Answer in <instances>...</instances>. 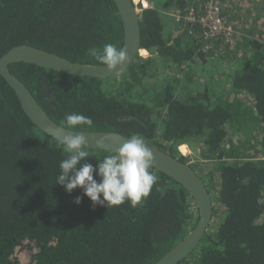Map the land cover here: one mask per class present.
I'll use <instances>...</instances> for the list:
<instances>
[{
    "label": "trees",
    "instance_id": "1",
    "mask_svg": "<svg viewBox=\"0 0 264 264\" xmlns=\"http://www.w3.org/2000/svg\"><path fill=\"white\" fill-rule=\"evenodd\" d=\"M225 1L220 5L236 28L229 47L235 67L224 83L192 93L178 95L167 85L156 100L167 107L164 143L155 140L153 109L144 100H129L130 91L142 86L141 77L152 75L151 60L140 54L128 67L131 79L123 92H109L117 75L77 77L26 63L10 66L64 128L66 115L83 114L92 118L91 127L67 129L138 134L187 163L191 155H181L177 147L203 137L200 160L205 165L191 166L209 189L214 215L200 245L180 264H264V13L262 23L248 21L239 28ZM178 4L187 8L185 0ZM141 19V53L155 50L167 68L184 72L195 57L226 56L228 47L221 40L217 51L205 48L199 25L196 37L171 40L158 8H144ZM107 43L118 48L124 43L113 0H0V59L16 46L29 45L74 62L103 65L87 53ZM87 151L94 165L110 155ZM66 156L60 141L24 113L0 73V264H156L196 227L194 199L153 168L158 182L135 206L127 201L94 206L79 187L69 194L56 184Z\"/></svg>",
    "mask_w": 264,
    "mask_h": 264
},
{
    "label": "water",
    "instance_id": "2",
    "mask_svg": "<svg viewBox=\"0 0 264 264\" xmlns=\"http://www.w3.org/2000/svg\"><path fill=\"white\" fill-rule=\"evenodd\" d=\"M113 1L123 22L124 43L122 48L126 50L128 56L127 62L117 68L108 70L105 65L74 62L29 45L16 46L0 59L2 77L14 90L22 110L36 127L58 141L62 134L85 135L89 148L110 154L116 153L130 137L116 132L77 131L60 126L50 118L30 89L13 74L10 66L16 63H26L77 77L105 78L118 75L132 65L142 51V14L139 13L135 0ZM145 144L153 153L151 168L182 185L194 199L199 211V219L194 230L156 263L180 264L197 249L211 226L214 215L212 196L205 181L189 163L148 142Z\"/></svg>",
    "mask_w": 264,
    "mask_h": 264
},
{
    "label": "clouds",
    "instance_id": "3",
    "mask_svg": "<svg viewBox=\"0 0 264 264\" xmlns=\"http://www.w3.org/2000/svg\"><path fill=\"white\" fill-rule=\"evenodd\" d=\"M87 54L108 70L128 60L126 50L112 43L105 44L102 49L89 48ZM64 124L66 128L91 127L93 120L83 114L72 113L65 116ZM60 143L67 156L59 164L56 184L64 186L69 194L78 187L82 188L94 206H117L126 201L135 206L150 194L158 182V177L150 171L153 153L138 134L132 135L116 153L105 156L95 165L88 160L89 142L85 135L62 134ZM94 174L99 180L94 178ZM81 202L82 198L76 197L75 203L79 205Z\"/></svg>",
    "mask_w": 264,
    "mask_h": 264
},
{
    "label": "rangeland",
    "instance_id": "4",
    "mask_svg": "<svg viewBox=\"0 0 264 264\" xmlns=\"http://www.w3.org/2000/svg\"><path fill=\"white\" fill-rule=\"evenodd\" d=\"M185 1L187 7L188 5L190 6L191 4H194V2H196V4H198V6L200 7L203 0ZM143 2H147L146 7L143 6ZM178 2L179 0H156L152 4L151 0H140L138 3H136V5L139 13L141 14L143 13L144 8H158L161 11L166 38L175 40L182 36V39L185 41V31L182 30L180 23L177 21L179 13L184 10V8L180 9ZM224 6H232L233 10L230 12V19H232L233 23L239 28L244 27V25L248 21L254 20L255 23L257 22L258 24L260 23V21L261 23L263 21V15L261 16L260 13H264V0H226ZM228 8L229 10H231V7ZM259 15L260 17H262V20L260 18L258 19ZM233 51L234 49L229 50V48L228 50H225L224 55H222H226L224 58L216 55H208L206 57V61L195 57V60L193 62L185 66L184 72H182V70L177 71L174 67L167 68V65L164 64L163 59L155 50L152 52H147L145 55L142 53L140 54L142 55V57L151 60L152 65H150L149 67L150 69H152V75L149 76L148 79L141 77L142 86L130 91L129 100L139 102L144 100V104L147 105L150 109H153L154 121L158 125V128L155 132V140L157 142L164 143L163 138L161 137V133L163 129L164 118L167 117V107L163 104V102L162 105L158 106L156 104V100L160 97V94L163 95V91L167 87V85L172 87L173 92L175 90L174 93L180 95L185 93H192L197 89L203 90V88L209 84L215 85L214 82H218V84L224 83L231 69L235 67L234 63L237 62L232 57L231 53ZM130 79L131 72L130 69L127 68L119 73L114 79H112V84L114 86L109 87V92H115V89H118L121 92L124 88L125 81ZM146 87H149V91ZM161 99H163V96H161ZM202 138L203 137L193 139L189 143L187 142L184 144H180L177 147L181 155H191L192 158L189 162L190 165H195L198 167V164H200V162L205 165V163L200 160V157L202 158ZM163 149L167 152H170V149H168L166 146H164ZM182 149H184V151ZM197 159L199 160V162ZM200 167H202L201 164Z\"/></svg>",
    "mask_w": 264,
    "mask_h": 264
},
{
    "label": "built area",
    "instance_id": "5",
    "mask_svg": "<svg viewBox=\"0 0 264 264\" xmlns=\"http://www.w3.org/2000/svg\"><path fill=\"white\" fill-rule=\"evenodd\" d=\"M203 1L200 7L194 3L182 10L177 21L188 37H196L195 26L199 25L202 30L203 45L206 49L217 51L218 45H220L218 44L219 40L223 47L229 48L236 41L235 26L228 21L220 5V0Z\"/></svg>",
    "mask_w": 264,
    "mask_h": 264
},
{
    "label": "flooded vegetation",
    "instance_id": "6",
    "mask_svg": "<svg viewBox=\"0 0 264 264\" xmlns=\"http://www.w3.org/2000/svg\"><path fill=\"white\" fill-rule=\"evenodd\" d=\"M184 151V149H182Z\"/></svg>",
    "mask_w": 264,
    "mask_h": 264
},
{
    "label": "crops",
    "instance_id": "7",
    "mask_svg": "<svg viewBox=\"0 0 264 264\" xmlns=\"http://www.w3.org/2000/svg\"><path fill=\"white\" fill-rule=\"evenodd\" d=\"M228 8V7H227Z\"/></svg>",
    "mask_w": 264,
    "mask_h": 264
}]
</instances>
